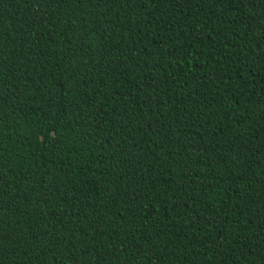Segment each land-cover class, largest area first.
Masks as SVG:
<instances>
[{"label": "trees", "instance_id": "trees-1", "mask_svg": "<svg viewBox=\"0 0 264 264\" xmlns=\"http://www.w3.org/2000/svg\"><path fill=\"white\" fill-rule=\"evenodd\" d=\"M0 264H264V0H0Z\"/></svg>", "mask_w": 264, "mask_h": 264}]
</instances>
